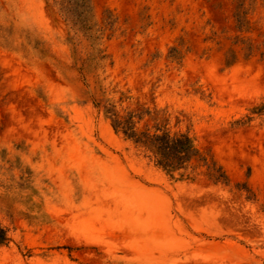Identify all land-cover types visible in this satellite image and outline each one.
I'll return each mask as SVG.
<instances>
[{
	"label": "rangeland",
	"instance_id": "rangeland-1",
	"mask_svg": "<svg viewBox=\"0 0 264 264\" xmlns=\"http://www.w3.org/2000/svg\"><path fill=\"white\" fill-rule=\"evenodd\" d=\"M61 1L0 0V264H264V0H92V71ZM95 99L223 181L171 176Z\"/></svg>",
	"mask_w": 264,
	"mask_h": 264
},
{
	"label": "trees",
	"instance_id": "trees-1",
	"mask_svg": "<svg viewBox=\"0 0 264 264\" xmlns=\"http://www.w3.org/2000/svg\"><path fill=\"white\" fill-rule=\"evenodd\" d=\"M242 5V4H241ZM60 12L63 14L65 20L77 28L92 42L94 48L90 54L85 65L81 70L92 71L104 66V61L107 55L99 47V38L97 31L94 30V25L91 24L93 16L92 0H62L60 2ZM247 12L239 9L236 13L239 26L242 27L247 24ZM236 57L232 54L227 60V65L235 62ZM103 99L96 101L97 106L103 105L104 112L107 118L110 119L111 125L118 133H122L126 138L134 141L135 144L142 147L147 156L154 162V164L171 176L179 172L182 176L192 166L194 160H198L208 168L209 174L217 181H223V168L215 161L209 162L204 156L193 137L186 132H173L168 127L159 125L154 129L145 128L140 129L138 122L141 117L133 111L127 114H121L115 104L111 102H104ZM228 180L227 176H224ZM9 239L7 230L0 223V244L7 242Z\"/></svg>",
	"mask_w": 264,
	"mask_h": 264
}]
</instances>
